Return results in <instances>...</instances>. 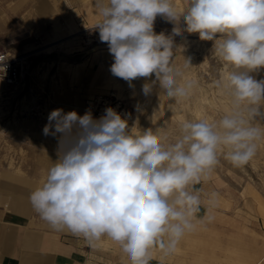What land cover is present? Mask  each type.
I'll list each match as a JSON object with an SVG mask.
<instances>
[{"label":"clouds","instance_id":"9594fccd","mask_svg":"<svg viewBox=\"0 0 264 264\" xmlns=\"http://www.w3.org/2000/svg\"><path fill=\"white\" fill-rule=\"evenodd\" d=\"M97 8L94 28L113 57L112 75L130 86L150 80L143 94L158 85L170 108L197 86L184 75L191 58L175 63L176 36L213 42L224 68L213 86L228 95L230 108L219 119L184 120L171 142L162 129L133 132L111 107L98 119L57 108L43 128L45 136L59 134L57 159L30 193L34 211L54 231L67 229L93 246L107 237L131 264H150L154 248L173 254L203 222L195 185L221 157L247 165L264 140V78L254 75L264 69V0H186L183 9L174 0H97ZM158 16L173 24L171 33L155 32ZM6 60L0 55V66ZM207 203L215 205V193Z\"/></svg>","mask_w":264,"mask_h":264},{"label":"rangeland","instance_id":"374dc122","mask_svg":"<svg viewBox=\"0 0 264 264\" xmlns=\"http://www.w3.org/2000/svg\"><path fill=\"white\" fill-rule=\"evenodd\" d=\"M15 2L8 4V10L15 7ZM25 2L21 7L26 27L11 31L9 37L0 35V50L23 57L25 70L24 85L16 89L3 85L0 89L2 136H17L24 120H45L56 106L73 105L75 111H91L94 118L111 107L128 120L133 132L150 127L162 129L171 142L184 120L219 119L230 108L228 95L213 86V81L224 72L212 51L213 42L201 41L198 34L175 37L180 46L175 50V63L182 66L185 57L191 58L192 66L184 75L197 86L187 100L170 108L173 102L160 92L158 85L150 95L143 94L142 85L150 80L137 78L130 86L112 75L113 57L94 28L100 19L97 0H44L50 8L40 16L36 15V0ZM174 2L180 9L186 6V0ZM5 19L6 13L1 9V27L5 26ZM172 28V23L156 18V33L168 34ZM254 75L264 78V69ZM156 103L165 111L151 116ZM195 188L209 210L204 220L215 226L208 224L209 228L201 232L198 222L192 236H224V247L221 255L216 256L211 250L213 246H209L207 256L193 260L201 264H264V140L258 143L256 155L247 165L234 167L221 157L208 180ZM212 193L215 205L209 207L207 198Z\"/></svg>","mask_w":264,"mask_h":264},{"label":"crops","instance_id":"0c3cea01","mask_svg":"<svg viewBox=\"0 0 264 264\" xmlns=\"http://www.w3.org/2000/svg\"><path fill=\"white\" fill-rule=\"evenodd\" d=\"M14 1L17 2L10 8L12 14L8 4ZM22 3L25 0H0V10L7 16L5 26L0 24L3 37L26 27ZM35 4L37 16L50 8V3L44 0H36ZM57 108L65 112L75 109L73 105H66L52 110ZM76 112L84 115L82 111ZM47 123L48 117L45 120L41 117L39 121L24 120L19 124L22 131L17 136H2L4 131H0V264H131L127 254L109 238L104 237L93 246L83 236L67 229L54 231L32 208L30 193L57 159L59 134L45 136L43 128ZM207 208L205 203L201 204L198 221L208 215ZM208 224L211 228L215 226L204 220L199 223V230L204 232ZM192 232L183 237L171 255L165 256L154 248L150 264H201L193 259L207 256L209 246H213L214 255H221L224 236H192Z\"/></svg>","mask_w":264,"mask_h":264},{"label":"built area","instance_id":"2783aa9c","mask_svg":"<svg viewBox=\"0 0 264 264\" xmlns=\"http://www.w3.org/2000/svg\"><path fill=\"white\" fill-rule=\"evenodd\" d=\"M0 55H3L7 59L0 66V85L2 84L14 89L18 88L21 84L24 85V58L15 56L6 50H0ZM18 58H22V60H18Z\"/></svg>","mask_w":264,"mask_h":264},{"label":"bare ground","instance_id":"6f19581e","mask_svg":"<svg viewBox=\"0 0 264 264\" xmlns=\"http://www.w3.org/2000/svg\"><path fill=\"white\" fill-rule=\"evenodd\" d=\"M18 60H21V59H19L18 58ZM2 85V84H1ZM162 100H163V98H162ZM215 100V99H214ZM161 101V100H160ZM165 101V100H164ZM159 102V101H158ZM162 102V101H161ZM160 104V103H159ZM162 104H163V102H162ZM165 105V104H164ZM198 105V104H197ZM196 108V107H195ZM151 109V108H150ZM200 109V108H199ZM198 109V110H199ZM164 109H163V107L161 106V105H158L157 103L154 105V107H153V109H152V112H151V114L150 113H148V115L150 114L151 116H155L156 114H159L160 112H162ZM196 110V109H195ZM197 110V111H198ZM203 110V109H202ZM165 111V110H164ZM149 112V111H148ZM202 113V112H201ZM197 114V113H196ZM200 114V113H199ZM160 115V114H159ZM148 117V116H147ZM148 118H150V117H148ZM148 118H146V119H148ZM154 118V117H153ZM150 120V119H149ZM149 120H146V121H149ZM43 121V120H42ZM151 121V120H150Z\"/></svg>","mask_w":264,"mask_h":264}]
</instances>
